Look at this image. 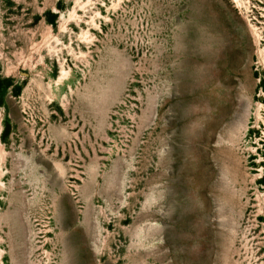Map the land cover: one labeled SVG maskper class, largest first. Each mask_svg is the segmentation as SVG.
Returning a JSON list of instances; mask_svg holds the SVG:
<instances>
[{"label": "rangeland", "instance_id": "374dc122", "mask_svg": "<svg viewBox=\"0 0 264 264\" xmlns=\"http://www.w3.org/2000/svg\"><path fill=\"white\" fill-rule=\"evenodd\" d=\"M0 264H264V0H0Z\"/></svg>", "mask_w": 264, "mask_h": 264}]
</instances>
